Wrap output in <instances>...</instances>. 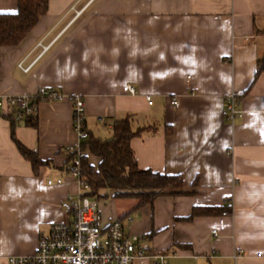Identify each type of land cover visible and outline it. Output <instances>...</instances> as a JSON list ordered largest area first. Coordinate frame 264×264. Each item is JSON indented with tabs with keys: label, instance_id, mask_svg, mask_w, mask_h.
<instances>
[{
	"label": "crops",
	"instance_id": "obj_1",
	"mask_svg": "<svg viewBox=\"0 0 264 264\" xmlns=\"http://www.w3.org/2000/svg\"><path fill=\"white\" fill-rule=\"evenodd\" d=\"M17 9L18 0H0V14ZM263 59L264 0H49L18 46L0 47V94L79 95L86 130L100 140L127 117L134 128L153 126L131 142L139 168L180 175L195 194L139 210L116 199L105 222L130 215L127 231L166 264H264V72L254 80ZM234 91L245 96L231 123ZM17 114L0 107V264L33 255L52 225L72 222L80 194L66 151L78 143L71 102L40 103L36 127ZM13 132L44 166L34 170ZM224 206L230 216L188 221L195 208Z\"/></svg>",
	"mask_w": 264,
	"mask_h": 264
},
{
	"label": "built area",
	"instance_id": "obj_2",
	"mask_svg": "<svg viewBox=\"0 0 264 264\" xmlns=\"http://www.w3.org/2000/svg\"><path fill=\"white\" fill-rule=\"evenodd\" d=\"M81 13L82 10L76 11L77 15ZM40 46L43 53L49 49L41 44ZM19 67L24 72L30 70L23 68L22 64ZM128 91L132 95L136 94L131 86ZM244 96V91H234L226 97L225 115L229 122L235 123L242 118L239 101ZM146 98L152 105L151 98ZM64 100H69L73 106V131L78 138L77 145L66 148L68 153L75 155L70 175L80 187L79 202L72 209L74 219L72 222L52 225L50 233L39 239L37 251L33 255L11 256L8 264H166L165 254L152 252L143 237L127 231V226L133 221L130 215L106 223L99 205L92 203L91 197L86 194L89 185L82 175L81 158L85 152L83 144L88 140L89 133L86 130V103L81 96H68L55 89L41 88L31 95L0 94V107H17V118L22 119L37 115L42 102ZM171 104L176 106L177 100H173ZM62 182V179L57 181L58 184ZM213 234L217 233L214 231ZM258 257H264V254L260 253Z\"/></svg>",
	"mask_w": 264,
	"mask_h": 264
},
{
	"label": "trees",
	"instance_id": "obj_3",
	"mask_svg": "<svg viewBox=\"0 0 264 264\" xmlns=\"http://www.w3.org/2000/svg\"><path fill=\"white\" fill-rule=\"evenodd\" d=\"M49 8V0H18V9L14 13L0 14V47L18 46L44 17ZM264 72V59L259 63L254 80ZM26 124L37 126V115L24 117ZM154 129L152 126L134 128L131 117L114 122L111 136L106 140L95 138L89 133L83 149L98 159L97 166L90 163L86 155L81 158L82 175L89 185L86 194L91 198H106L102 192H112L117 200H135L136 209L145 206L153 208L157 199L162 197H181L193 195L184 190V181L180 175H169L142 170L139 168L131 142ZM168 133L171 130L168 129ZM20 154L29 161L37 171L44 166L38 155L15 139ZM74 154L68 155L72 162ZM232 214L229 207L195 208L188 221L200 216H217Z\"/></svg>",
	"mask_w": 264,
	"mask_h": 264
},
{
	"label": "rangeland",
	"instance_id": "obj_4",
	"mask_svg": "<svg viewBox=\"0 0 264 264\" xmlns=\"http://www.w3.org/2000/svg\"><path fill=\"white\" fill-rule=\"evenodd\" d=\"M106 194L108 195V197H106V198H101V199L90 198V201L92 203L96 202L99 205L101 213H103V214H106V211L108 212L110 210V205H111L112 201H116V199L112 198V195L110 194V192H107V191H106V193L102 192V195H106Z\"/></svg>",
	"mask_w": 264,
	"mask_h": 264
}]
</instances>
